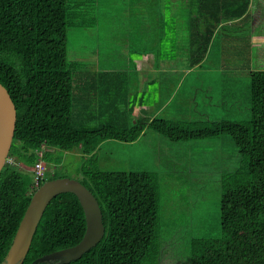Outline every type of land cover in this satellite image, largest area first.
<instances>
[{"label": "trees", "instance_id": "obj_1", "mask_svg": "<svg viewBox=\"0 0 264 264\" xmlns=\"http://www.w3.org/2000/svg\"><path fill=\"white\" fill-rule=\"evenodd\" d=\"M91 1L0 0V84L7 90L16 110L9 162L0 171V264L4 263L35 190L45 181L63 177L47 166L53 159L50 151L69 152L79 146L82 153H91L101 141L115 139L133 143L148 129L176 142L220 134L230 136L242 165L233 172L227 170L220 174H223L220 237L189 240V264H264V70L250 72L251 119L246 124L220 121L210 124L211 127L197 126L192 130L161 117L145 125L130 112L131 120L123 119L124 128H119V125L112 126L121 123L113 105L116 99H112L103 112L112 118L110 126L75 129L70 123L72 106H84L85 101L79 102L73 97L77 90H81L83 96L82 88H75L74 79L86 81V94L93 93L92 87L97 83L102 84V90L97 91L101 94L109 87H116L112 81L118 76L113 68L99 66L90 74L88 67L81 66V56L71 61L67 58L68 31L76 22V26L81 27L80 21L72 22L71 17L80 14L84 19ZM143 1V10H148L151 0ZM156 2V23L145 21L142 13L135 26L146 32L156 28L157 48L162 46L163 40L183 42L190 51L189 55L185 52V57L194 64L200 63V39L203 46H207L222 11L231 15L246 12L247 17L250 4L249 0ZM200 12L208 15L204 19L206 34L202 38ZM249 13L253 23L255 16ZM83 48L81 40L80 51ZM156 56L160 61L158 54ZM88 117L93 116L88 114ZM39 150H43L44 177L36 186L34 166ZM77 175L76 180L92 193L99 205L104 235L79 259L66 264H160L163 252L156 241L158 188L155 174L100 171L82 165ZM84 232L85 218L76 196L72 193L55 196L37 225L22 264H54L40 259L75 246Z\"/></svg>", "mask_w": 264, "mask_h": 264}, {"label": "rangeland", "instance_id": "obj_2", "mask_svg": "<svg viewBox=\"0 0 264 264\" xmlns=\"http://www.w3.org/2000/svg\"><path fill=\"white\" fill-rule=\"evenodd\" d=\"M253 1L249 0V9L253 5L256 10L253 23L249 11L247 17L246 12L231 15L222 11L207 46L204 47L200 39V63L196 67L192 59L185 57V52L190 51L183 42L163 40L162 46L157 48L154 30L150 35L135 26L137 15L142 14L144 8L143 0L91 1L84 19L80 14L71 17L72 22L78 19L81 27H77L76 22L68 31L67 58L71 61L81 56L82 65L79 64L88 67L90 74L99 66L113 68L119 77L112 81L116 87L108 86L107 92L97 93L102 90L100 83L92 87L93 93L83 91L85 105L71 109L72 127L81 130L110 126L112 118L103 112L110 100L116 99L113 105L121 123L112 126L124 128L122 120L128 117L131 120L130 112L136 115L139 99L140 106L148 111L149 102L163 101L167 88L178 79L176 91L158 117L192 130L197 126L211 127L210 124L220 121L248 123L251 119L250 72L264 70V0ZM147 62L155 63L158 69H184L164 76L157 74L146 81L149 75L142 68L147 67ZM163 79L168 87L159 86L158 82ZM73 97L79 102L82 100L77 92ZM88 114L93 117L87 118ZM82 152L79 146L69 152L50 151L53 159L47 166L59 176L74 180L79 178L77 170L82 165L100 171L155 174L158 188L156 241L163 252L160 264H189V240L220 237L223 176L220 174L227 170L233 172L242 165L230 136L220 134L176 142L148 129L133 143L107 139L99 142L93 152Z\"/></svg>", "mask_w": 264, "mask_h": 264}, {"label": "water", "instance_id": "obj_3", "mask_svg": "<svg viewBox=\"0 0 264 264\" xmlns=\"http://www.w3.org/2000/svg\"><path fill=\"white\" fill-rule=\"evenodd\" d=\"M15 122V106L7 90L0 84V171L8 158ZM61 193H72L76 196L83 210L85 232L75 246L44 256L40 261L54 264L69 263L79 259L101 240L104 235L102 214L92 193L77 180L56 178L42 183L31 196L3 264L23 263L47 205Z\"/></svg>", "mask_w": 264, "mask_h": 264}, {"label": "crops", "instance_id": "obj_4", "mask_svg": "<svg viewBox=\"0 0 264 264\" xmlns=\"http://www.w3.org/2000/svg\"><path fill=\"white\" fill-rule=\"evenodd\" d=\"M157 0H151V6H149V9L148 10H143L142 11V13H143V16H141V17H143V19L146 21H150V22H155L156 23V21L158 20V15H157V13H156V5H157V2H156ZM254 1H256V0H254ZM253 1V2H254ZM253 2H252V4H253ZM251 3V2H250ZM249 8H250V4H249ZM248 8V10L251 12V13H256V10L255 9H253V5H252V9H249ZM138 16V18L140 17V15H137ZM206 16H208L207 14H205V13H203V12H200V24H201V26H200V30H201V32H204L205 34H206V28L204 27V19H205V17ZM212 26H210V27H208V29H210ZM150 28V27H149ZM148 28V29H149ZM154 30V32H155V35H154V38H156L157 37V32H156V28H154L153 29ZM147 32H149L150 33V35H151V32H150V30H147ZM203 33V34H204ZM202 35L200 34V38H202L201 37ZM251 39H252V42L254 43L255 42V35H253V31L251 30ZM254 46H255V43L253 44ZM148 61H151L150 59L148 60ZM147 67H143L142 69L143 70H145L147 73H148V77H149V79L148 80H146V79H143V80H146V81H150L152 78H154L157 74H161L162 76H164V75H168L169 73H178V72H182L183 71V69L184 68H182V67H180V69H178L177 67H173V68H170V67H168V69L167 68H157L156 67V64L155 63H152V62H147ZM198 64L199 63H196L195 65H194V67H196V66H198ZM191 68V67H190ZM137 69V68H136ZM164 70H166V71H164ZM151 74H152V76H151ZM75 81H74V86H75V88L77 89L78 87H81L82 88V91H84V93H86L87 92V89H85L86 88V81H84V80H81V79H79V78H76V79H74ZM180 79H178V80H176V82L177 81H179ZM176 82H174L170 87H168L169 86V84H167V82H165V80L163 79V80H161L160 82H158V84H159V86H167L168 88H167V91H166V93H167V95H165V97H164V99H163V101H161V102H159V103H157L156 101H153V102H149V109H148V111H145V110H143L144 108H142L141 106H140V99L138 100V104H137V106H136V112H135V116H133V118H135V119H139L140 120V122H142V123H145V125L151 120V119H153V118H155V117H158V115H159V113H161L164 109H165V106H166V104L167 103H169V100L172 98V95L174 94V92L176 91V88H177V83ZM157 84V83H156ZM157 84V85H158ZM155 91V90H154ZM77 93L78 94H81V90H77ZM80 99H82V100H84L82 97H79ZM159 109V110H158ZM147 130V128L144 130V131H146Z\"/></svg>", "mask_w": 264, "mask_h": 264}, {"label": "built area", "instance_id": "obj_5", "mask_svg": "<svg viewBox=\"0 0 264 264\" xmlns=\"http://www.w3.org/2000/svg\"><path fill=\"white\" fill-rule=\"evenodd\" d=\"M38 157H39V159H38V161L36 162V164L34 166L35 174H36L35 175V177H36V180H35L36 186L38 185L37 184L38 181L40 179H42V177H44V167H43V163H42V160H41V158H42V151L41 150L38 152Z\"/></svg>", "mask_w": 264, "mask_h": 264}, {"label": "clouds", "instance_id": "obj_6", "mask_svg": "<svg viewBox=\"0 0 264 264\" xmlns=\"http://www.w3.org/2000/svg\"><path fill=\"white\" fill-rule=\"evenodd\" d=\"M44 150V149H43ZM43 150H41V151H43ZM6 162H9V160H8V158H7V161Z\"/></svg>", "mask_w": 264, "mask_h": 264}]
</instances>
